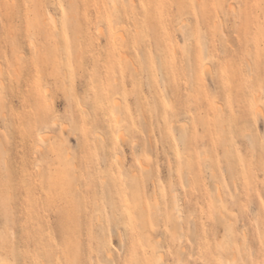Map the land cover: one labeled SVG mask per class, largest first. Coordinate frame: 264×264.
Instances as JSON below:
<instances>
[{"label": "rangeland", "instance_id": "1", "mask_svg": "<svg viewBox=\"0 0 264 264\" xmlns=\"http://www.w3.org/2000/svg\"><path fill=\"white\" fill-rule=\"evenodd\" d=\"M262 2L0 0V264H262Z\"/></svg>", "mask_w": 264, "mask_h": 264}, {"label": "bare ground", "instance_id": "2", "mask_svg": "<svg viewBox=\"0 0 264 264\" xmlns=\"http://www.w3.org/2000/svg\"><path fill=\"white\" fill-rule=\"evenodd\" d=\"M149 1V0H148ZM141 5V4H140ZM115 6V5H114ZM147 6H148V4H147ZM146 6V7H147ZM142 7V5L140 6V8ZM232 7V10H234V8H235V6H231ZM113 9H114V7H113ZM141 9H143V8H141ZM147 9H148V7H147ZM230 9V8H229ZM134 10V9H133ZM231 10V9H230ZM101 11V10H100ZM132 11V10H131ZM130 11V12H131ZM135 11V10H134ZM146 12V11H145ZM235 12V11H234ZM105 13V12H104ZM132 13V12H131ZM149 13V12H148ZM157 13V12H156ZM98 14V13H97ZM154 14V13H153ZM99 16V15H98ZM128 17V16H127ZM217 17H218V15H217ZM98 18H100V17H98ZM54 19V18H53ZM97 19V18H96ZM101 19H102V17H101ZM106 19V18H105ZM220 19V18H219ZM102 20H104V19H102ZM126 23L127 24H131L132 23V26L135 28V29H141L142 28V24H143V20L140 18V16H136V14H135V17L134 18H132V20H128V18H126ZM239 23V22H238ZM167 24V23H166ZM99 28V27H98ZM101 28V27H100ZM146 28H149V27H146ZM145 28V29H146ZM158 28H159V26H158ZM221 28H223V27H221ZM101 30V29H100ZM142 30H143V28H142ZM221 31V30H220ZM140 32V31H139ZM100 34H102L101 32H99ZM134 33V32H133ZM132 33V34H133ZM137 33V32H136ZM115 36V35H114ZM113 33L110 31V33H109V41H108V45L109 44H113ZM129 36V35H128ZM141 36V35H140ZM134 37V36H133ZM127 38H129V39H127L128 41H127V45L129 46L130 44H132V42H133V38L130 36V37H127ZM125 40V39H124ZM141 40V39H140ZM89 44V43H88ZM110 46H113V45H109V47ZM131 47H132V45H131ZM110 50L111 49H109V51L107 52V53H109L110 52ZM90 52V51H89ZM111 53H113L114 54V52H111ZM108 55V54H107ZM45 135V134H44ZM46 135H48V133L46 134ZM45 135V136H46ZM49 135L51 136L52 134H50L49 133ZM49 135H48V137H49ZM42 137V136H41ZM47 138V137H46ZM17 201V200H16ZM18 203H20V201L18 200L17 201ZM15 202H13V204H14ZM16 204V206H19V205H17V203H15ZM21 205H22V203H21ZM15 206V205H14ZM21 207V206H20ZM23 207V206H22ZM19 208V207H18ZM15 210H17V209H15ZM19 210H21V209H18V212H19ZM24 210V209H23ZM17 212V214L18 215H20V213H18ZM20 212H22V211H20ZM21 214H23V213H21ZM24 215V214H23ZM22 215V216H23ZM16 217V216H15ZM18 217V216H17ZM25 217H26V215H25ZM24 217V218H25ZM23 218V219H24ZM26 219H27V217H26ZM27 222H28V220H26ZM18 222H19V220H18ZM27 222H24V224H26ZM17 223V222H16ZM15 223V224H16ZM21 223V222H20ZM19 224V223H18ZM24 224H22V226L24 225ZM29 224H31V223H29ZM19 226V225H18ZM24 226H26V225H24ZM16 227V226H15ZM24 228V227H23ZM26 228V227H25ZM28 228V227H27ZM21 230H23V229H21ZM24 230H27V229H24Z\"/></svg>", "mask_w": 264, "mask_h": 264}, {"label": "snow or ice", "instance_id": "3", "mask_svg": "<svg viewBox=\"0 0 264 264\" xmlns=\"http://www.w3.org/2000/svg\"><path fill=\"white\" fill-rule=\"evenodd\" d=\"M260 7H261L262 9H264V2H262V4L260 5ZM262 264H264V262H262Z\"/></svg>", "mask_w": 264, "mask_h": 264}]
</instances>
